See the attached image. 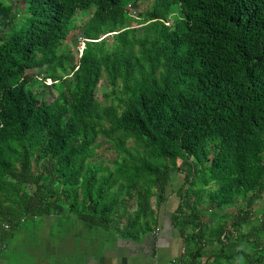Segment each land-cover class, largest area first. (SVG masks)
Returning a JSON list of instances; mask_svg holds the SVG:
<instances>
[{
	"label": "trees",
	"instance_id": "1",
	"mask_svg": "<svg viewBox=\"0 0 264 264\" xmlns=\"http://www.w3.org/2000/svg\"><path fill=\"white\" fill-rule=\"evenodd\" d=\"M147 1L0 0V255L52 215L136 240L172 191L179 261L264 264V0Z\"/></svg>",
	"mask_w": 264,
	"mask_h": 264
},
{
	"label": "crops",
	"instance_id": "2",
	"mask_svg": "<svg viewBox=\"0 0 264 264\" xmlns=\"http://www.w3.org/2000/svg\"><path fill=\"white\" fill-rule=\"evenodd\" d=\"M169 191L166 203L158 214V228L138 236L136 240L121 238L117 232L107 234L88 231L70 224L72 215H52L42 219L55 228L49 240H34L22 252L13 253L10 240L5 241L6 250L0 255V264H169L184 255L183 238L173 227L171 216L179 199ZM21 235L23 230L18 231ZM49 249V258H42ZM28 260V262H26Z\"/></svg>",
	"mask_w": 264,
	"mask_h": 264
},
{
	"label": "rangeland",
	"instance_id": "3",
	"mask_svg": "<svg viewBox=\"0 0 264 264\" xmlns=\"http://www.w3.org/2000/svg\"><path fill=\"white\" fill-rule=\"evenodd\" d=\"M144 4L145 5L140 8L142 11L145 9L146 6L149 5V2L148 1L145 2V0H144ZM21 6H23V4ZM128 8H129V5H128ZM137 8H138V6H137ZM87 19H88V16L85 14H81V15L77 16L78 26L82 27V25L85 23V21ZM79 31H80V29H79ZM69 49H70L71 56L75 58L78 55V54L76 55L77 50H75V48L71 44H70ZM81 49H82V45H79V51H81ZM79 54H80V52H79ZM38 72L39 71H34V73L36 75ZM38 79H42V77L40 76ZM45 84L47 86H49L50 82L46 81ZM110 89H111V87L106 82V80L102 79L100 84H99V87H98L97 98L99 100H102L103 92L104 91H110ZM46 94H47V97L49 99H51V97H53V91L52 90H47ZM98 143H99V147L95 151V156L93 158V161H95L97 163H101L103 165H107L109 163V161L113 158V153H112V151L108 150V148H107L108 146L106 145V143L103 139H99ZM130 145H132L131 141L128 142V146H130ZM182 178H183V176L179 175L177 180H176L177 181L176 183H181ZM173 188L175 189V187H173ZM261 207L262 206H259L258 208H261ZM20 230L21 231L23 230L24 232H22L21 235L19 234V232H16V234H17L16 238H14V240L10 241L11 243L9 244V248L12 251L7 253L5 257H9L13 253V251H14V253L22 252L23 249L25 248V246L28 247L29 245H31L34 240L45 241L46 237H47V240H49V236L52 235L55 228L53 227L52 223L44 222L42 220V218H39V219L27 221L26 224ZM43 253L44 254H42V258L48 259L49 258V249L43 251ZM26 262H28V260H26Z\"/></svg>",
	"mask_w": 264,
	"mask_h": 264
},
{
	"label": "built area",
	"instance_id": "4",
	"mask_svg": "<svg viewBox=\"0 0 264 264\" xmlns=\"http://www.w3.org/2000/svg\"><path fill=\"white\" fill-rule=\"evenodd\" d=\"M79 52L81 53V51ZM169 264H184V263H182L181 261H171Z\"/></svg>",
	"mask_w": 264,
	"mask_h": 264
}]
</instances>
